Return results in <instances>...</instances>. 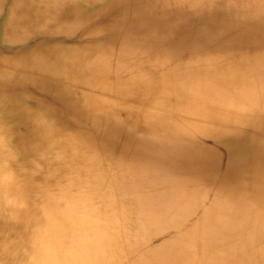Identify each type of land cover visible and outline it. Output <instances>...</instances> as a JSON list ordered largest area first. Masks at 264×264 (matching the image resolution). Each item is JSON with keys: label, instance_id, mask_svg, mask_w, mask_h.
I'll return each mask as SVG.
<instances>
[{"label": "bare ground", "instance_id": "6f19581e", "mask_svg": "<svg viewBox=\"0 0 264 264\" xmlns=\"http://www.w3.org/2000/svg\"><path fill=\"white\" fill-rule=\"evenodd\" d=\"M49 95L155 163L218 184L238 171L243 145L258 148L249 127L264 130V0H0V228L29 229L15 252L22 264H124L107 224L115 185L91 172L87 153L67 165L86 184L74 193L59 175L42 185L24 172L21 153L59 162L73 143L51 121ZM32 192L43 198L26 202ZM201 224L160 257L187 264L198 229L210 231Z\"/></svg>", "mask_w": 264, "mask_h": 264}, {"label": "rangeland", "instance_id": "374dc122", "mask_svg": "<svg viewBox=\"0 0 264 264\" xmlns=\"http://www.w3.org/2000/svg\"><path fill=\"white\" fill-rule=\"evenodd\" d=\"M13 89L16 86L9 93ZM45 104L59 111L49 115L51 121L60 132L66 131L73 143L62 148L65 156L59 162L21 153L24 172L33 174L35 182L42 185L59 175L74 193L86 184L71 182L74 173L67 165L72 152L87 153L91 172L100 173L99 180L105 181V187L115 185V214L107 219V224L115 226L117 251L121 256L129 253L128 261L123 258L124 264H174L172 257H160L161 248H166V254L171 246L168 254L172 255L173 249L192 237L195 223L204 229L203 221L210 223V231L203 235L198 229L194 248L183 252L187 264H264V130H259L258 125L248 129L259 142L258 148L251 150L243 145L235 162L238 171L221 172L223 179L218 177L219 183L214 184L213 177L176 172L169 165L155 163L146 157V147L131 145L132 141L115 128H105L102 133L98 128L91 129L89 123H82L70 108L66 111L50 95ZM45 176H49L48 183L43 182ZM82 176L92 181L87 173ZM198 185L199 192L192 193ZM174 186L176 195L172 194ZM40 195L32 192L26 202L41 200ZM186 201L195 202L196 207L184 210ZM172 214L176 222L170 225ZM28 230L22 226L0 228V264H22L23 259L15 252ZM178 230L181 233L175 237ZM11 241L14 244L4 247Z\"/></svg>", "mask_w": 264, "mask_h": 264}]
</instances>
